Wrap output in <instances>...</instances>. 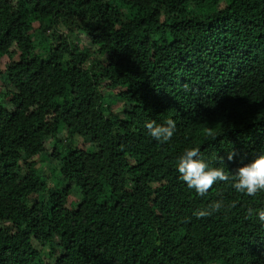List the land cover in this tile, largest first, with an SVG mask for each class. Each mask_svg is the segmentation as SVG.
Listing matches in <instances>:
<instances>
[{"label":"trees","instance_id":"obj_1","mask_svg":"<svg viewBox=\"0 0 264 264\" xmlns=\"http://www.w3.org/2000/svg\"><path fill=\"white\" fill-rule=\"evenodd\" d=\"M262 44L264 0H0V264H264L263 192L176 170L264 156Z\"/></svg>","mask_w":264,"mask_h":264},{"label":"clouds","instance_id":"obj_2","mask_svg":"<svg viewBox=\"0 0 264 264\" xmlns=\"http://www.w3.org/2000/svg\"><path fill=\"white\" fill-rule=\"evenodd\" d=\"M264 44L261 45L263 47ZM149 135L158 142L169 141L176 130V124L168 119L165 124L159 125L155 122L145 124ZM258 153L259 158L239 167L232 175H228L224 168L213 167L206 162L198 147H187L179 155L176 163V170L179 178L186 184L188 189H194L201 196L206 194L214 183L218 181L231 182V187L238 193L246 196H255L257 193L264 194V156ZM234 153H228V160H232ZM223 207L222 201H216L208 208L198 210L195 215L198 217L210 216ZM251 212V210H249ZM261 222H264V211L257 213Z\"/></svg>","mask_w":264,"mask_h":264},{"label":"rangeland","instance_id":"obj_3","mask_svg":"<svg viewBox=\"0 0 264 264\" xmlns=\"http://www.w3.org/2000/svg\"><path fill=\"white\" fill-rule=\"evenodd\" d=\"M46 35L47 36H51V32L50 31H47L46 32ZM1 63L2 64H5V63H7V60L3 59V60H1ZM109 103H110V100H108L107 98H105V105H108ZM54 143H55V140L54 139H48V140H46L45 146H46V151L48 152V154H50V153L53 152V148L55 146ZM74 146H78V147L81 146V149H84L86 151H96L97 150L96 144H90V143L84 142L83 140H80V139H78V141H76L74 143ZM35 198H36V196H33L30 200H32V199L34 200ZM74 199H75L74 197H71V198H69V201L70 200H74ZM77 199H79V198H77Z\"/></svg>","mask_w":264,"mask_h":264}]
</instances>
